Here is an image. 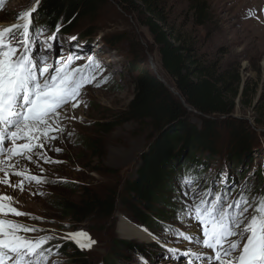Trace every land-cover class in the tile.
I'll return each instance as SVG.
<instances>
[{
  "label": "rangeland",
  "instance_id": "374dc122",
  "mask_svg": "<svg viewBox=\"0 0 264 264\" xmlns=\"http://www.w3.org/2000/svg\"><path fill=\"white\" fill-rule=\"evenodd\" d=\"M193 1L163 0L165 8L162 6V9L166 19L177 32L180 31L184 36L191 37L197 45L199 58L203 64L216 63L219 65L220 73L233 76L231 83L234 90L238 88L237 82L241 83V93L245 88L248 90L243 100L239 97L234 102V111L231 115L217 118L219 137L217 143L221 152L211 162L209 169L200 175L206 178V182L198 186L208 188L211 181L218 179L221 171H224L232 175L237 185H242L246 179L248 180L252 185L249 194L251 199L252 195L264 189V132L261 131L264 129L262 126L264 125V0H205L213 18L208 27L194 25L191 9ZM109 2L102 7L95 19L79 23L74 34H65L61 30L58 33L65 58L70 52H75L81 57L73 66L84 65L88 62V57H93L103 69L96 71V80L82 89L81 96L78 97L79 100L86 102L87 107L83 103L76 109L72 107L70 109V105L65 106L66 111L62 113L65 117L62 120L64 132L59 134L60 138L53 141L50 146H45L61 148L60 153L48 151L47 154L63 163L45 164L39 161L37 166L21 160L20 166L26 165L33 175H43L46 182L26 185L23 193L19 189L13 190L0 185V192L14 196L19 201L15 205L18 210L44 218V222H41L24 216L15 218L18 221L36 224L44 229H55L61 236L67 232L83 231L96 241L91 249L83 250L71 240L51 241L50 245L57 243L63 245L59 249L60 253L66 246L72 245L84 252L93 264H142L141 257L147 261V264H173L167 259L165 244L167 247L179 248L182 251L192 247L185 241L177 243L173 237L164 232L165 225H172L175 229H183L186 232L191 231L178 223L176 218L175 209L182 207L178 201L184 199L178 191L173 195L165 193L164 204L155 206L149 214V218L155 222L152 230L137 223L132 212L121 204L117 205L116 212L111 218L91 219L82 224L62 218L53 207L58 197L64 196L78 201L81 197L77 192L78 189H89L97 194H103L112 188L121 191L125 181L136 176L141 156L157 137L152 123L148 120L129 121L109 134L102 133L99 127L100 123L114 122L134 99L136 74L129 70L133 63L142 66L144 62L186 107L173 80L162 66L159 48L154 43L148 28L143 25L141 14L128 13L117 4L114 5L111 0ZM35 3L36 0H12L7 4L0 2V24L10 26L18 22L22 23L17 21V16L32 8ZM250 11L255 15L249 16ZM33 16L35 18V13ZM34 23L41 26L36 18ZM52 32L54 31L47 30L40 39H47ZM88 32L91 33L87 34ZM71 37L77 39L70 41ZM114 40H122V42L112 45L111 42ZM105 78L107 82L101 83ZM97 83H101V86L96 87ZM188 112L191 121L198 128L201 127L204 116L192 109ZM258 123L261 126H258ZM247 129L248 132L253 131L251 137L254 138L251 163L239 165L238 169L234 166L232 169L235 170H231L228 150L232 144L233 134L247 132ZM118 156L120 158L128 156L129 159L125 158L121 163H116L114 159ZM41 168L44 169L43 173ZM200 168L204 169L203 166ZM219 190L218 188L217 191ZM238 193L239 187L233 192V198ZM121 219L147 229V232L152 234L150 235L152 242L121 238L118 233ZM64 225L69 227L66 228ZM42 234L47 233L29 235ZM153 236L156 239L153 240ZM80 239L87 241L88 237ZM115 240L146 246L150 255L143 257L112 252V242ZM71 256L72 254L68 252L52 259L68 264ZM175 264H184V258L180 257Z\"/></svg>",
  "mask_w": 264,
  "mask_h": 264
},
{
  "label": "snow or ice",
  "instance_id": "6c2138e0",
  "mask_svg": "<svg viewBox=\"0 0 264 264\" xmlns=\"http://www.w3.org/2000/svg\"><path fill=\"white\" fill-rule=\"evenodd\" d=\"M39 6L40 0H36L32 8L20 13L16 19L22 23L0 27V185L21 193L26 185L46 182L43 175H33L26 165L20 166L21 160L37 166L39 161L63 163L47 154L60 153L61 148L45 146L64 132L65 106L76 109L83 103L87 107L78 97L96 80V71H103L93 57L76 66L73 65L81 59L79 54L70 52L65 58L58 37L60 23L50 37L40 39L48 26L34 23L33 13ZM248 15L255 13L250 11ZM76 39L71 37L70 41ZM106 82L107 78L101 81ZM101 83L95 86L100 87ZM202 182L206 178L194 176L191 171L177 178V191L184 199L178 201L182 207L175 209L176 218L191 231L165 225L164 232L177 243L185 241L192 247L182 251L165 244L167 259L173 264L180 257L184 264H264V189L250 199L252 185L248 180L237 185L232 175L224 171L208 188L198 186ZM238 187L239 193L233 198ZM18 203L14 196L0 192V264H63L52 259L61 255L59 249L63 245H50L51 241L71 240L82 250L96 244L83 231L61 236L55 229L18 221L15 218L28 216L44 222L43 217L18 210ZM37 233L47 234L29 235ZM81 237L88 239L83 241ZM141 262L147 264L142 257Z\"/></svg>",
  "mask_w": 264,
  "mask_h": 264
},
{
  "label": "trees",
  "instance_id": "16d2710c",
  "mask_svg": "<svg viewBox=\"0 0 264 264\" xmlns=\"http://www.w3.org/2000/svg\"><path fill=\"white\" fill-rule=\"evenodd\" d=\"M11 1L2 0V3ZM108 2L109 0H40L35 18L40 25H47L48 30L55 31L56 24L60 23L63 33L74 34L79 23L95 19ZM111 2L128 13L141 14L143 25L148 28L159 48L162 66L173 80L186 107L144 62L142 66L133 63L129 70L136 74L134 99L114 122L100 123L99 127L102 133L109 134L129 121L148 120L152 123L157 137L141 156L136 176L126 180L121 191L112 188L103 194H97L89 189H78L77 192L81 194L78 201L58 197L53 207L62 218L82 224L91 219L111 218L117 205L121 204L132 212L137 223L152 230L155 222L149 218V214L155 206L164 204L165 193H177V178L187 171L200 176L221 152L217 143L219 137L216 120L231 115L234 102L239 97L243 100L248 90L245 88L241 93L240 82H237L238 88L234 90L231 83L233 76L220 73L216 63H202L197 45L191 37L177 32L166 19L162 9L163 0ZM191 9L195 26L208 27L211 24L212 13L205 0H194ZM89 33L91 32L87 34ZM121 42L122 40H114L111 44ZM189 109L204 116L201 127L198 128L191 121ZM248 131L249 129L247 132L233 134L228 150L231 170H235L232 169L234 166L238 169L239 165L251 163L254 138L251 137L253 131ZM111 249L112 252L121 254L143 257L150 255L148 247L123 240L113 241ZM68 252L72 254L68 264H93L75 246H66L61 254Z\"/></svg>",
  "mask_w": 264,
  "mask_h": 264
},
{
  "label": "bare ground",
  "instance_id": "6f19581e",
  "mask_svg": "<svg viewBox=\"0 0 264 264\" xmlns=\"http://www.w3.org/2000/svg\"><path fill=\"white\" fill-rule=\"evenodd\" d=\"M0 27H8V25L0 24ZM155 68H156V70H158L157 67H155ZM70 109H71V106H70ZM122 156H124V155H122ZM127 157L125 156L124 158H120L118 156V158L114 159V161L116 163H121L123 161L122 159L125 160V158H127ZM127 159H129V158H127ZM118 233H119L121 238L126 239V240H135V241L137 240V241L145 242V243L152 242V237L150 236V234L148 232L144 231V229H142L136 225H133L128 220L121 219V221L118 224ZM153 240H154V238H153Z\"/></svg>",
  "mask_w": 264,
  "mask_h": 264
},
{
  "label": "water",
  "instance_id": "95a60500",
  "mask_svg": "<svg viewBox=\"0 0 264 264\" xmlns=\"http://www.w3.org/2000/svg\"><path fill=\"white\" fill-rule=\"evenodd\" d=\"M258 126H261V125H258ZM262 126H264V125H262ZM261 131H263V132H264V129H263V130H261Z\"/></svg>",
  "mask_w": 264,
  "mask_h": 264
}]
</instances>
